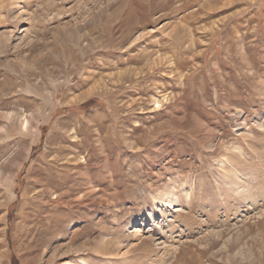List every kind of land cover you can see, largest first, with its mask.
<instances>
[{
    "label": "rangeland",
    "instance_id": "1",
    "mask_svg": "<svg viewBox=\"0 0 264 264\" xmlns=\"http://www.w3.org/2000/svg\"><path fill=\"white\" fill-rule=\"evenodd\" d=\"M72 263L264 264V0H0V264Z\"/></svg>",
    "mask_w": 264,
    "mask_h": 264
},
{
    "label": "bare ground",
    "instance_id": "2",
    "mask_svg": "<svg viewBox=\"0 0 264 264\" xmlns=\"http://www.w3.org/2000/svg\"><path fill=\"white\" fill-rule=\"evenodd\" d=\"M157 102L160 103V100H157ZM28 124H29V120L27 119V120H25V122L23 123V125H24V126H28ZM163 199H164V198H163ZM165 201H166L167 203H172V202H170V196H168V195H167ZM70 263H71V262H70ZM72 264H73V263H72ZM74 264H75V263H74Z\"/></svg>",
    "mask_w": 264,
    "mask_h": 264
}]
</instances>
